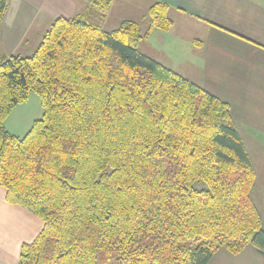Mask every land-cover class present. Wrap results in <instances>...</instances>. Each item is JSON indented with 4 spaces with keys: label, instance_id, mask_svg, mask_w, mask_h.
I'll return each mask as SVG.
<instances>
[{
    "label": "trees",
    "instance_id": "1",
    "mask_svg": "<svg viewBox=\"0 0 264 264\" xmlns=\"http://www.w3.org/2000/svg\"><path fill=\"white\" fill-rule=\"evenodd\" d=\"M113 2L90 10L103 21ZM168 13L155 3L145 35L132 21L109 31L89 12L59 17L30 56L0 57V187L43 222L19 264H209L249 245L264 255L257 174L230 106L138 49L173 28ZM32 93L44 114L21 138L5 122Z\"/></svg>",
    "mask_w": 264,
    "mask_h": 264
},
{
    "label": "crops",
    "instance_id": "2",
    "mask_svg": "<svg viewBox=\"0 0 264 264\" xmlns=\"http://www.w3.org/2000/svg\"><path fill=\"white\" fill-rule=\"evenodd\" d=\"M89 1L9 0L0 31L4 50L0 56L17 51L32 54L59 17L71 19L89 12L90 21L99 23ZM157 2L169 5L174 22L170 31H159L167 55L163 65L182 76L189 73L187 79L227 103L244 145L242 136L264 140V0H114L105 21L120 16L118 24L132 21L141 28L148 26L149 10ZM157 32L152 31L138 47ZM175 55L179 59L173 60ZM263 184L258 192L264 191ZM42 229L43 222L25 208L9 204L0 187V264H19L22 246L33 242ZM256 252L254 264H264V255Z\"/></svg>",
    "mask_w": 264,
    "mask_h": 264
},
{
    "label": "rangeland",
    "instance_id": "3",
    "mask_svg": "<svg viewBox=\"0 0 264 264\" xmlns=\"http://www.w3.org/2000/svg\"><path fill=\"white\" fill-rule=\"evenodd\" d=\"M120 19H121L120 16L115 17V18L113 17V19L109 17V20L107 19V21H105L106 20L105 19L99 22V24L106 29L115 30L121 27V24H118V21ZM148 27L149 25L142 26L141 28L142 35L145 34V30ZM155 34L156 35L152 36V39H150L149 37L147 43L143 41L144 43H141L140 48L138 47V49L141 50L142 54H146V56L148 55V57H150L151 59L163 65V57L167 56L165 54L166 49L163 50V47H164L163 46V33L158 31ZM3 51L4 50L0 48V55L4 54ZM19 53H21V51L15 52L13 56L21 55V57L25 58L31 55L29 54L28 56H26L27 54H19ZM10 56L11 55H6V56L3 55V57H6V58ZM172 59L177 60L179 59V57L175 55ZM190 74H193L192 71H190ZM183 75H185L184 76L185 78H188L187 75H189V73L185 72ZM197 75L198 74H196V76ZM190 80L193 81L192 79ZM43 114H44V109L42 106L40 96L37 93H32L29 99L25 103L17 106L13 110V112L11 113V115L8 117V119L5 122V127L10 133L23 138L31 129L33 123L35 121L42 119ZM238 130L240 131V129ZM247 133L250 134L249 131H247ZM242 137L244 139L247 152L259 172V176L256 179L255 186L252 192V197L258 205V208L260 210L263 223H264V191L261 190L260 192H258V190L256 189L258 187L260 188L261 182L264 181V140L262 139L246 140L244 136ZM258 183H259V186L256 185ZM196 187L198 189L205 188L204 185L201 183H197ZM256 251L257 250L254 247L249 245L244 251V253L241 256L237 257L234 255H231L228 251H226V249H221V251H219L213 256L209 264H254L255 259L258 257V254Z\"/></svg>",
    "mask_w": 264,
    "mask_h": 264
}]
</instances>
